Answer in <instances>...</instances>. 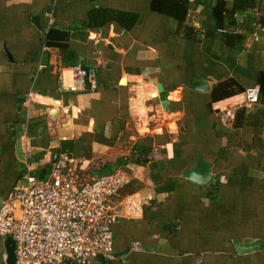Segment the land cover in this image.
<instances>
[{
  "label": "crops",
  "instance_id": "1",
  "mask_svg": "<svg viewBox=\"0 0 264 264\" xmlns=\"http://www.w3.org/2000/svg\"><path fill=\"white\" fill-rule=\"evenodd\" d=\"M213 3L0 0V194L60 151L82 176H129L118 197L139 210L117 217L112 256L91 264H264V125L232 122L264 70V25L246 19L264 0L236 13L241 45L222 38ZM52 24L62 44L45 43ZM61 66L86 68L83 86L62 89ZM230 77L244 89L212 100ZM199 156L205 183L183 176Z\"/></svg>",
  "mask_w": 264,
  "mask_h": 264
},
{
  "label": "built area",
  "instance_id": "2",
  "mask_svg": "<svg viewBox=\"0 0 264 264\" xmlns=\"http://www.w3.org/2000/svg\"><path fill=\"white\" fill-rule=\"evenodd\" d=\"M88 71L61 66L59 86L76 90ZM258 84L244 90L241 104L258 99ZM233 108L227 110L230 115ZM129 181L120 169L87 177L65 151L52 159L45 175L24 172L0 203V250L6 262L4 238L14 240L13 264H91L113 254L111 224L124 212L137 213V200L118 197Z\"/></svg>",
  "mask_w": 264,
  "mask_h": 264
},
{
  "label": "trees",
  "instance_id": "3",
  "mask_svg": "<svg viewBox=\"0 0 264 264\" xmlns=\"http://www.w3.org/2000/svg\"><path fill=\"white\" fill-rule=\"evenodd\" d=\"M227 1H230L227 2ZM260 0H214L212 10L216 19V26L222 34V38L231 45H241L246 37V32L232 31L238 22L236 21V13L244 12L248 8H255ZM175 5L178 6L176 3ZM183 14V13H182ZM177 14L179 19L183 15ZM249 14V13H248ZM247 21L255 24L264 25V15L260 16L258 20L254 15L249 14ZM250 30V28H246ZM61 30L55 25H50L45 32L44 41L46 44L59 45L62 44L60 39L66 37V31ZM258 84V99L251 105L241 104L236 107L233 116V126H241L243 124L257 125L262 128L264 125V70H261L257 77ZM253 84V85H254ZM251 86V85H250ZM244 87L238 83L234 78H225L217 82L211 90V99L217 100L225 98L241 92ZM64 264H73L71 262H64Z\"/></svg>",
  "mask_w": 264,
  "mask_h": 264
},
{
  "label": "water",
  "instance_id": "4",
  "mask_svg": "<svg viewBox=\"0 0 264 264\" xmlns=\"http://www.w3.org/2000/svg\"><path fill=\"white\" fill-rule=\"evenodd\" d=\"M195 82V81H194ZM196 87V86H193ZM199 88V87H196ZM207 85L201 86L200 89H206ZM163 94V93H162ZM16 149L18 154H21V145L19 139L16 141ZM211 163L210 161H206L203 159L202 156H199L197 158V161L194 166L188 167L186 170L183 171V176L189 179H192L199 183H205L209 181L211 177ZM4 195L0 194V203L2 201ZM4 250L6 253V262L7 264H13L14 263V240L11 236H7L4 238L3 241ZM248 248V247H247ZM115 255H119V253H114Z\"/></svg>",
  "mask_w": 264,
  "mask_h": 264
},
{
  "label": "rangeland",
  "instance_id": "5",
  "mask_svg": "<svg viewBox=\"0 0 264 264\" xmlns=\"http://www.w3.org/2000/svg\"><path fill=\"white\" fill-rule=\"evenodd\" d=\"M24 170H25L24 168L21 169V171H24ZM23 173H24V172H23ZM33 174L37 175L36 173H33ZM3 264H4V263H3ZM63 264H64V263H63Z\"/></svg>",
  "mask_w": 264,
  "mask_h": 264
}]
</instances>
